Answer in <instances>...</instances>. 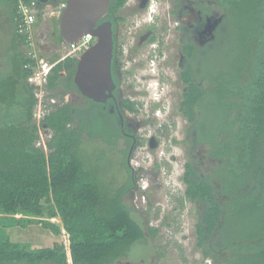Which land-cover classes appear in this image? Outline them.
Masks as SVG:
<instances>
[{
  "label": "trees",
  "instance_id": "obj_1",
  "mask_svg": "<svg viewBox=\"0 0 264 264\" xmlns=\"http://www.w3.org/2000/svg\"><path fill=\"white\" fill-rule=\"evenodd\" d=\"M193 1L203 18L210 14L206 3L224 12L208 42L220 43L222 63L204 74L196 70L180 107L193 125L192 143L207 145L216 163L198 181L192 164L185 165L186 198L207 207L195 226L196 247L213 264H264V0ZM17 21L16 0H0V264H116L135 244L148 245L125 202L136 187L131 169L125 168L122 184L98 178L99 170L89 164L96 155L84 153L88 129L79 125V108L71 102L44 122L54 132L50 153L35 147L37 102L27 66L36 62L24 54ZM77 64L67 58L56 65L48 85L53 96L80 93ZM183 80L188 83V73ZM206 103L212 105L206 118L211 124L203 132L198 125ZM91 163L105 162L102 157ZM15 226H37L65 243L22 245L9 232ZM157 234L149 231L150 237Z\"/></svg>",
  "mask_w": 264,
  "mask_h": 264
},
{
  "label": "rangeland",
  "instance_id": "obj_2",
  "mask_svg": "<svg viewBox=\"0 0 264 264\" xmlns=\"http://www.w3.org/2000/svg\"><path fill=\"white\" fill-rule=\"evenodd\" d=\"M206 6L210 9V14L203 18L202 10L195 4V45L196 48H201L195 54V66L197 72L201 74L211 70L219 61L222 63L223 55L220 43L208 45V42L212 39L224 12L215 4L206 3ZM40 24L36 31L37 51L47 60L54 61L63 57L64 51L59 43L60 28L56 25L57 22L54 25L52 19H47ZM91 44L93 45L94 41ZM153 59L156 68L160 66L158 59L155 57ZM137 61L142 67L138 68L126 83L130 82L134 91L144 89L143 91L147 92L146 86L154 89L155 85L157 86L155 79L160 70L156 69V73H151V58L148 53L143 52ZM125 66L129 68L131 65ZM166 84L173 91L170 97L169 89H162L159 86L155 91L156 97L155 93L149 95L153 100H162L161 102L164 103L163 108L157 110L155 116L151 111L153 101H148V96L143 99L139 96L130 98L131 102H139L132 116L139 121L140 127L135 135L138 147L134 153V161H131L136 187L126 197L125 202L133 208L135 220L144 228L148 245L135 244L129 251L127 260L117 264H206L208 261L213 263L212 259H204L201 251L196 247L195 226L207 207L203 203H191L186 198V185L182 176L184 166L191 163L195 170L193 179L204 180L210 176L216 163L209 158L207 145L192 143L196 137L193 125L182 117L179 108L180 99L175 95L180 94L182 89L178 86L174 87V83L170 85L166 82ZM69 95V101L77 106L79 95L75 93ZM210 109H212L210 103H206L203 107V118L198 125L203 132L208 126L206 124H211L209 119L208 122L206 120L211 117ZM165 124L168 128L161 130L160 125ZM89 151L90 148L84 150V153L90 154ZM112 159L113 156H108L102 167L91 163L92 159L89 160V164L99 170L98 178L106 185L111 181L114 185L118 180L122 184L127 173L118 168ZM152 229L158 230L157 236H149V231ZM9 232L14 241L31 248L50 247L54 242L65 243L64 239L52 238L49 232H41V228L37 226L27 229L15 226L9 228Z\"/></svg>",
  "mask_w": 264,
  "mask_h": 264
},
{
  "label": "flooded vegetation",
  "instance_id": "obj_3",
  "mask_svg": "<svg viewBox=\"0 0 264 264\" xmlns=\"http://www.w3.org/2000/svg\"><path fill=\"white\" fill-rule=\"evenodd\" d=\"M47 2L57 3L53 0ZM103 22H109L113 32L111 72L115 88L106 104L92 105L81 93H75L80 97L77 102L80 113L78 123L88 129L83 136V143L86 149L90 148V156L96 155L93 156V161L103 157L104 162L108 156H113L112 161L118 168L124 171L126 167L131 169L135 183L131 161H134V153L138 147L135 135L140 124L132 115L139 102L134 101V98V102H131L130 98L149 97V92L155 88L146 86L147 92L144 89L134 91L133 85L130 82L127 84L126 80H130L135 71L142 67L137 59L141 58L143 52L148 53L151 58V73H156V69L166 70V82L170 85L174 83V87L182 89L180 94H175L179 96L181 107L184 94L190 84L195 83L196 78L195 3L193 0H112ZM154 57L160 63L157 68L154 59L152 60ZM125 63L131 66L126 68ZM184 73H188V83L183 80ZM172 93L170 88L168 96ZM154 96L156 97V93ZM150 98L147 100L153 101L151 111L155 116L164 103H155V99ZM159 128L164 130L168 125H160ZM89 133L94 137L88 136Z\"/></svg>",
  "mask_w": 264,
  "mask_h": 264
},
{
  "label": "water",
  "instance_id": "obj_4",
  "mask_svg": "<svg viewBox=\"0 0 264 264\" xmlns=\"http://www.w3.org/2000/svg\"><path fill=\"white\" fill-rule=\"evenodd\" d=\"M46 3L48 0H37ZM58 2L60 0H53ZM112 0H66L60 16V37L76 43L91 35L94 44L78 59L74 82L81 95L95 103L106 104L115 84L112 78L113 32L109 22H103Z\"/></svg>",
  "mask_w": 264,
  "mask_h": 264
},
{
  "label": "built area",
  "instance_id": "obj_5",
  "mask_svg": "<svg viewBox=\"0 0 264 264\" xmlns=\"http://www.w3.org/2000/svg\"><path fill=\"white\" fill-rule=\"evenodd\" d=\"M65 7L66 0H60L56 4L40 3L37 0H16L17 28L19 34L24 38V54L36 62L34 67L31 65L27 66V68L32 69L28 83L33 88L37 102L33 110V124L38 128V139L35 142V147L46 154L50 153L49 144L54 137V132L47 128L44 122L58 107L70 103V95H66L63 100L53 96L48 88L49 78L57 64L67 58L79 59L92 45L91 43L95 41L91 35L84 36L76 43L63 41L60 43V47L64 51L63 57L54 61L47 60L37 51L36 31L41 26L40 23L47 19L59 22ZM61 75H65V72H62ZM209 262L207 263L210 264Z\"/></svg>",
  "mask_w": 264,
  "mask_h": 264
},
{
  "label": "clouds",
  "instance_id": "obj_6",
  "mask_svg": "<svg viewBox=\"0 0 264 264\" xmlns=\"http://www.w3.org/2000/svg\"><path fill=\"white\" fill-rule=\"evenodd\" d=\"M167 72H166V70H164V69H162V70H160L159 71V74H158V76L156 77L157 79V82H155V83H157V86L155 85V90H151V92H149V94H150V96H152V94H154V92L156 91V90H158V86L160 87V88H162V89H164V88H166V90H168L169 89V87H168V84H166V78H167ZM161 101L162 100H160V101H158V100H155L154 102L155 103H160L161 104ZM184 168H185V166H184ZM184 173H185V169H184ZM184 173H183V176H184ZM183 176H182V180H183Z\"/></svg>",
  "mask_w": 264,
  "mask_h": 264
}]
</instances>
